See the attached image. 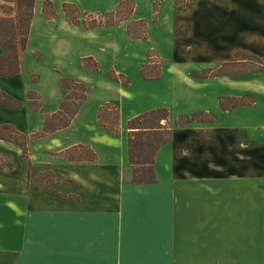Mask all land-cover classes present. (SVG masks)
<instances>
[{
	"label": "crops",
	"instance_id": "crops-1",
	"mask_svg": "<svg viewBox=\"0 0 264 264\" xmlns=\"http://www.w3.org/2000/svg\"><path fill=\"white\" fill-rule=\"evenodd\" d=\"M83 23L74 24L56 15L44 16L43 5L37 0L27 47L21 54V70L12 76H0V90L21 102L18 108L0 102V122L24 133L43 132L28 143L34 162L28 199L38 204L25 210L28 223L23 226L22 240L7 243L6 257H0V264L233 263L239 243L233 234L239 233V218L248 214L239 202L264 199L260 193L243 197L233 187L255 184L256 180V174L247 173L250 178L240 170L241 161L255 166L254 160H244L240 152L254 156L256 149L248 152L241 147L240 130L264 127V114L251 113L254 103L229 111L220 109L216 103L196 106L193 110L216 112L217 121L201 122L206 125L205 130L197 129L193 123L173 127L169 141L155 155L156 182H133L129 175L127 140L125 144L118 141L117 135L105 131L99 122L101 104L111 101L108 96L112 93L107 94L102 87H111L112 82L105 78L99 86L101 70L80 64L82 58L111 52L102 45L106 44L105 38H112L118 28L127 35V24L120 21L85 27ZM44 40L49 41L46 43L49 48H56L52 51L71 55L67 56L72 59L68 61V67L72 62L68 73L57 72V67H48L54 74L28 69L27 59L35 51L45 58L50 55L43 49ZM242 46L264 57L262 37L249 38ZM229 48L220 47L216 50L218 56L230 55ZM65 77L77 78L92 89L68 125L45 131L48 117L61 110V100L66 95L62 87ZM188 79L192 88L201 83L193 77ZM29 91L39 94L38 108L30 106ZM234 93L231 95L239 96ZM120 110L122 116L125 112L122 103ZM140 113L136 111L133 116ZM123 122L121 118V127ZM209 128L213 137L202 140L199 132ZM40 142L51 146L39 147ZM75 149L91 156L69 157L68 153ZM47 171L57 178L41 187L39 173ZM8 232H13L11 237L14 233L16 236L14 230Z\"/></svg>",
	"mask_w": 264,
	"mask_h": 264
},
{
	"label": "rangeland",
	"instance_id": "rangeland-1",
	"mask_svg": "<svg viewBox=\"0 0 264 264\" xmlns=\"http://www.w3.org/2000/svg\"><path fill=\"white\" fill-rule=\"evenodd\" d=\"M45 1L51 3L44 4ZM120 1L38 0L43 7L45 5L47 17L56 15L60 19L67 18L66 10H68L71 18H79V23L84 22L85 27L112 25L119 23L125 15H130L128 19L121 20L127 24V35L122 28H118L113 31L112 38H108L110 36L105 38L106 44L103 42L102 45L110 48L111 52L106 51V54L100 57H85L80 62L85 68L101 70L102 78L97 79L99 86L106 80L105 78L112 82L111 87H102L108 91L107 94L112 92L108 96L111 101L103 102L99 111L101 127L105 125L114 132L106 129L105 131L116 134L118 141L124 144L127 140L128 144L130 133L128 122L135 117L133 114L136 111L144 113L161 107L169 110V121L163 120L162 124L169 125L171 130L173 127H178L176 123L181 121L182 115L207 111V114L196 115L197 120L189 122L197 129L205 130L206 125L201 122L208 124V120L213 118L209 112L215 114L217 121V113L206 109H193L202 103L210 106L216 103L221 106V97H224V105L229 106L233 101L228 96H233L231 95L233 92L238 93L243 101L254 103L255 107L252 108L251 113H256V116L259 113L264 114V57L242 46L249 38L264 39V0H188V5L184 9H178L175 0H123L122 9L112 15L110 12L116 10ZM66 3L68 6H65ZM11 7L12 3L0 0V15L9 13ZM59 22L58 20V25ZM39 27H42L41 23ZM58 30L62 32L60 27ZM48 42L44 40L43 49L50 55L45 58L39 51H35L32 56L36 60L44 59L45 62L38 63L28 57V69L37 68L45 73L54 74L50 73V69L57 67V72L68 73L72 66L71 62L68 67V61L72 59L67 56L71 55L52 51L56 48H49L46 44ZM229 46L230 55L218 56L216 50ZM36 77L33 75V79ZM188 77L201 82L200 85L192 88L188 85ZM75 82H81L88 87L86 92L88 97L92 86L77 78L69 77L65 81V89L63 88L66 95L61 100V107L64 110L58 117L52 115L48 117L49 129L64 124L70 114L76 110L78 98L83 95L84 88L76 85ZM234 86L238 88L233 89ZM203 92L205 94H202ZM27 96L30 97L31 107L40 106L39 94L29 91ZM122 97L123 102H121ZM121 103L126 112L122 116ZM161 103L163 105L157 107ZM237 106L231 109H223L221 106L220 109L229 111ZM121 118L124 119L122 127ZM226 119L225 117L224 121ZM254 121H258V118ZM8 131L5 130L6 133ZM24 134L25 136H13L22 142L28 140L27 137L30 139L38 137L43 132L35 130ZM199 136L202 140L206 137L210 139L213 137V132L209 128L206 132H199ZM239 140L241 147L248 152L256 148L254 156L249 153L250 159L247 157L249 154L240 152L241 158L255 162L253 167V164L241 161L240 170L245 173L244 176H247V173L256 174V180H254L255 184L241 183L233 187L238 188V192L243 197L247 194L264 195V127L241 129ZM50 142L52 144L54 141ZM46 143L40 142L39 147L51 146V144L46 146L48 144ZM28 148L24 153L21 146L0 140V257L2 255L6 257L5 246L8 242L18 243L22 240L23 226L28 223L25 216L28 211L25 210L38 204L37 201L28 199L32 175L30 169L34 165ZM68 155L69 157L91 156L89 152L84 153L79 149L71 150ZM129 166V175L133 179L134 167L131 164ZM39 175L42 184L56 177V174L49 171L40 172ZM63 181L68 182L66 179ZM225 187L231 185L225 184ZM239 205L241 209L246 208L244 211L248 214H243V217L239 218V233L233 234L234 239L239 242L237 259L233 263L224 264H264V199L241 200ZM8 230H14L16 236L14 233L11 237L10 234L13 232Z\"/></svg>",
	"mask_w": 264,
	"mask_h": 264
},
{
	"label": "trees",
	"instance_id": "trees-1",
	"mask_svg": "<svg viewBox=\"0 0 264 264\" xmlns=\"http://www.w3.org/2000/svg\"><path fill=\"white\" fill-rule=\"evenodd\" d=\"M5 2L12 3V7L9 13H4L0 15V47L2 49V54L0 55V76H12L21 70V54L27 47V42L29 38L31 23L34 16V9L37 0H3ZM51 3V1H45L46 3ZM178 9H184L188 5V0H175ZM124 1L121 0L118 4L116 10L110 12L114 15L118 10L122 9ZM65 6H68L66 3ZM67 8V7H66ZM43 13H45V5L43 7ZM54 16V15H51ZM67 20L71 23L78 24L79 18H71L70 13L66 10ZM130 15H125L121 20H126ZM113 24V23H112ZM256 57V56H255ZM261 59V58H260ZM69 77L62 79V87L65 89V81ZM84 88L83 95L78 98V105L76 110L70 114L66 122L58 127L66 126L69 124L70 120L76 115L79 110L80 105L84 100H86V92L88 87L81 82H75ZM87 87V88H86ZM66 97V96H65ZM233 103L229 106L224 105L223 99L221 97L220 103L223 109H231L237 105H247L251 102H245L242 97L239 96H228ZM30 99V97H28ZM0 102L5 106L10 108H18L21 103L15 100L13 97L0 90ZM62 110L58 113L52 115L53 117H58L62 114ZM207 111H199L193 115L184 114L182 115L181 121L176 123V126H183L193 120H197L196 115L207 114ZM210 118L208 121H215V114L209 112ZM101 116V115H99ZM169 110L165 107L155 108L148 110L140 115L135 116L128 122L129 138H128V149H129V161L134 167L133 171V182L135 183H153L156 182V174L154 170V161L157 150L164 144H166L171 136V128L169 125L162 124V121H169ZM202 119V118H201ZM206 121V120H205ZM49 120H46L45 131L53 130L47 127ZM48 128V129H47ZM54 128V129H56ZM109 132H114L109 130L105 125L103 126ZM9 131L6 133L5 130ZM9 133V134H8ZM13 135L25 136L24 133L17 130L11 124H1L0 123V138L19 145L23 148V152H27L28 140L19 142ZM27 136V135H26ZM34 138V137H33ZM209 137L204 138L207 140ZM31 140V139H30ZM148 153L146 157L145 154ZM40 176L38 178V185L45 187L51 184L54 180H49L47 183L42 184L40 182Z\"/></svg>",
	"mask_w": 264,
	"mask_h": 264
}]
</instances>
